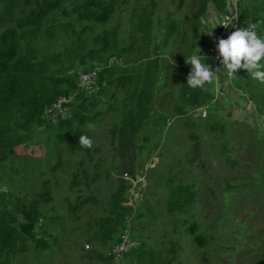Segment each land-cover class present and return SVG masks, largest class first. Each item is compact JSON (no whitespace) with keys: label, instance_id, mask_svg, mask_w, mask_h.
Instances as JSON below:
<instances>
[{"label":"rangeland","instance_id":"374dc122","mask_svg":"<svg viewBox=\"0 0 264 264\" xmlns=\"http://www.w3.org/2000/svg\"><path fill=\"white\" fill-rule=\"evenodd\" d=\"M9 4L2 5L8 23L32 9L20 2L11 16ZM236 8L242 21L256 25L257 34L264 37V0H121L108 22L90 24L71 47L64 34L43 41L40 58L62 50L59 44L53 48L56 39L70 49L68 54L60 53L63 63H54L53 70L77 79L110 63L131 64L133 72H143L148 62L145 51L160 55V90L155 98L162 118L156 117L155 127L148 122L136 136L139 148L131 170H125L117 152V127L125 109L114 108L121 99H109L108 92L100 94L101 101L113 106L106 114L103 108L101 120L87 125L93 142L89 154L61 143L45 124L35 142L19 146L14 155L0 161V193L12 192L31 201L49 185L53 194L50 202L41 205L44 226L36 230L49 246L43 249L31 243L28 252L17 255L16 264H113L112 246L126 221L133 224L140 247L126 254L123 264H264V139L260 142L247 124L240 123L248 109L236 88V83L251 81L255 84L249 85L250 91H264V83L254 81L244 69L230 78L223 67L210 66L215 76L201 95L192 98L193 89L187 85L190 65L185 59L193 53L210 55L219 19ZM149 17L153 27L148 35L136 24L148 22ZM170 18L177 22L176 33L164 46L165 22ZM132 31L137 32L140 52L117 59ZM78 39L82 43L74 42ZM208 100L213 101L205 107L207 116L194 119L192 114L199 116L196 109ZM69 101H75L73 95ZM74 108L62 105L48 110L45 121L58 123ZM239 134L249 139L241 163L232 157L236 139L244 142ZM126 172L146 175V182L127 189ZM181 182L197 196L186 207L169 212L171 186ZM124 183L126 188L121 189ZM119 190L122 205L131 210L123 221L115 219V225L108 226V217H117L111 216V205ZM199 236L204 243H198Z\"/></svg>","mask_w":264,"mask_h":264},{"label":"trees","instance_id":"16d2710c","mask_svg":"<svg viewBox=\"0 0 264 264\" xmlns=\"http://www.w3.org/2000/svg\"><path fill=\"white\" fill-rule=\"evenodd\" d=\"M5 1L10 3L8 10L11 16L17 13L16 6L20 2L32 9L14 23H8L10 18L4 17L2 8ZM71 1L0 0V161L14 155L19 146L35 142L38 134L44 132L41 126L45 124L61 143L67 142L72 150L89 154L90 148L82 147L79 138L81 135L92 138L91 129L87 125L95 123V120H101L103 108L106 114L108 107L113 106L110 101H101L100 94L108 92L109 99L114 98L115 101L121 99L114 108L125 109L117 127V152L124 161L125 170H131L135 151L139 148L136 136L148 122L155 127L158 125V122L154 121L156 117L162 118V113L156 108L155 98L160 90L161 57L145 51L143 58L148 62L143 72H133L129 67L131 64L126 67L112 63L101 65L97 69L96 83L88 86H82L79 78L75 76L60 73V69L53 70L54 63H63L60 53L66 50L68 54L70 49H66L67 46L58 43L56 39L52 43L53 48L59 44L62 50L40 58L44 40H52L64 34L71 47L73 40L90 24L108 22L121 3V0H82L75 4ZM223 7L222 2L220 8ZM244 11L246 15L250 14L248 8ZM136 27L149 35L153 21L149 17L148 22L141 20ZM176 27L175 19L170 18L165 22L164 46L174 37ZM105 32L108 34L109 30ZM129 36V43L124 42L118 49L117 59L125 60L132 53L140 52V48L136 46L137 32L132 31ZM74 42L82 43L80 39ZM132 86L134 87L130 90ZM202 92L203 90L193 89L190 96L195 98ZM72 95L75 101L66 102ZM61 99L64 100L62 105L76 108L72 109L69 116L60 117L58 123H46V112ZM192 116L194 119L201 117L193 114ZM194 119H191L193 123ZM50 136L49 134L48 138ZM232 162H236L234 158ZM127 184V189L131 188L129 180ZM125 185L124 183L120 188L125 189ZM122 194L123 191L119 190L113 195L111 216L117 217L114 219L108 217V226L115 225V219L123 221L131 210L129 205H122L124 201ZM169 196L168 211L175 212L186 207L197 195L189 185L181 182L171 186ZM128 198L127 204H130V197ZM52 199V189L49 185L31 201L23 200L12 192L0 193V264H16L17 255L28 252L31 243L43 249L49 246L44 238L37 237L36 230L44 226V223H41L44 216L41 205ZM126 222L121 234L130 229L132 236L137 238L133 224ZM192 228L195 229V225ZM121 234L114 244L119 242ZM197 239L199 244L204 243L203 237L199 236Z\"/></svg>","mask_w":264,"mask_h":264},{"label":"clouds","instance_id":"9594fccd","mask_svg":"<svg viewBox=\"0 0 264 264\" xmlns=\"http://www.w3.org/2000/svg\"><path fill=\"white\" fill-rule=\"evenodd\" d=\"M235 27L226 38H219L215 44L216 59L222 65L228 77H233L237 70L244 69L250 77L264 83V37L257 34L256 25ZM186 63L190 65L187 85L192 89L206 90L215 76L212 68L205 63L204 56L191 54ZM92 139L81 135L79 144L85 148L92 147Z\"/></svg>","mask_w":264,"mask_h":264},{"label":"built area","instance_id":"2783aa9c","mask_svg":"<svg viewBox=\"0 0 264 264\" xmlns=\"http://www.w3.org/2000/svg\"><path fill=\"white\" fill-rule=\"evenodd\" d=\"M233 26L236 27L249 26L248 24L242 21L238 8L233 10L231 9L230 11L228 10V13L222 16L221 19H219L216 29V35H215V44L219 38H226L232 31H235V27ZM215 44L212 53L206 56L205 63H207L211 67L218 68V67H222V65L216 59L217 53H216ZM96 77H97V70L89 71L88 73H84L80 77L79 82L81 83L82 86H88L94 80H96ZM63 101L64 100L61 99L58 103L54 104L49 109V111H55L56 109L61 108ZM207 108L200 107L196 109V112L198 113L199 116L206 117ZM124 176H126L127 180L131 182L133 187H137L140 183L146 182V175H142L141 177H136L133 175H129V173L126 172L124 173ZM139 246H140V241L132 236L130 229H127L124 233L121 234L119 242L112 246L111 256H112L113 264H123L125 255L137 249Z\"/></svg>","mask_w":264,"mask_h":264},{"label":"crops","instance_id":"0c3cea01","mask_svg":"<svg viewBox=\"0 0 264 264\" xmlns=\"http://www.w3.org/2000/svg\"><path fill=\"white\" fill-rule=\"evenodd\" d=\"M243 7H244L243 10H245V4L243 5ZM250 83L247 85L243 84V82L236 83L238 84L236 88H237L239 98L242 102L245 101L247 103V109H248V111H246V115H248L247 118L240 119V123L247 124L248 127L250 128L249 130L253 134H257L258 140L261 142V140L264 139V91H262L261 89L255 90L253 88H252V91H250L249 87L254 82H252L251 84ZM212 101L213 100L206 101L205 104L201 105V107H207L209 104L212 103ZM237 136L238 138L242 137L244 139V142L238 143L236 139V144H237L236 145V155L234 156L229 155V156H232V157L236 156L237 162L239 161L241 163L244 161L243 158L241 157V154L244 153L248 149L247 141L249 139L246 138V136L242 134H239ZM249 142L252 143V141H249Z\"/></svg>","mask_w":264,"mask_h":264},{"label":"water","instance_id":"95a60500","mask_svg":"<svg viewBox=\"0 0 264 264\" xmlns=\"http://www.w3.org/2000/svg\"><path fill=\"white\" fill-rule=\"evenodd\" d=\"M92 83H96V80H94Z\"/></svg>","mask_w":264,"mask_h":264}]
</instances>
